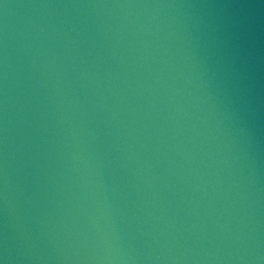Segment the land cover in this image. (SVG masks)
<instances>
[{"label": "water", "instance_id": "1", "mask_svg": "<svg viewBox=\"0 0 264 264\" xmlns=\"http://www.w3.org/2000/svg\"><path fill=\"white\" fill-rule=\"evenodd\" d=\"M0 264H264V0H0Z\"/></svg>", "mask_w": 264, "mask_h": 264}]
</instances>
